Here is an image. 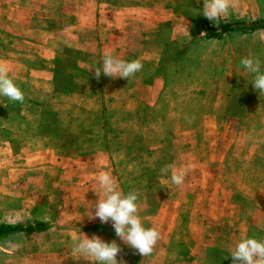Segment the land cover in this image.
Here are the masks:
<instances>
[{
	"label": "rangeland",
	"instance_id": "1",
	"mask_svg": "<svg viewBox=\"0 0 264 264\" xmlns=\"http://www.w3.org/2000/svg\"><path fill=\"white\" fill-rule=\"evenodd\" d=\"M81 1L98 2L110 17L115 5L141 4L140 11L115 14L139 17L148 72L158 71L164 92L154 106H123L121 96L109 106L104 99L96 104L91 93H84L81 106L61 108L54 82L48 87V77L36 75L34 85L41 89L22 91L23 103L0 96V225H49L44 232L0 238V264H93L72 257V241L83 234L115 240L121 247L118 260L149 264L148 259L161 255L157 250L163 242L172 243L170 232L179 212L184 219L175 234L177 258L189 261L188 244L203 238L215 250L210 256L218 257L223 254V212L237 210L245 222H256L264 210V94L255 90L253 75L240 64L252 56L264 70V32L209 38L206 29L216 25L201 12L204 0H194V7L193 0ZM19 3L26 5L27 0ZM261 20L264 0H234L218 26ZM76 68L60 58L55 64L57 71ZM22 74L16 75L22 76L21 86ZM77 114L86 121L63 122L66 115ZM13 115L20 116L19 141L12 140ZM170 164L184 170L183 186L173 185L170 173L161 172ZM103 171L114 177L123 194L137 193L143 225L160 233L150 255L125 245L111 221L88 218L99 199L97 176ZM235 196L243 202L236 204Z\"/></svg>",
	"mask_w": 264,
	"mask_h": 264
},
{
	"label": "crops",
	"instance_id": "2",
	"mask_svg": "<svg viewBox=\"0 0 264 264\" xmlns=\"http://www.w3.org/2000/svg\"><path fill=\"white\" fill-rule=\"evenodd\" d=\"M7 1L11 4H7ZM17 1L0 0V62L9 67V75L14 79L17 78L16 84L22 91L41 89L37 88L36 84L34 85V77L46 75L48 77L45 80L46 85L50 87L55 84L56 90L59 89L61 108L71 105H74L73 108L81 106L84 101L82 103L79 99L84 93H91L95 97L96 104H100L103 99L107 100L108 103L105 105L108 106L112 104L110 103L112 99L119 96L123 98V102L120 103L123 106L129 104L147 107L157 104L164 92V84L160 78H157L159 77L158 71L148 72L149 64L142 54L137 27L139 17L115 14L116 11L123 10L140 11V3L136 5L133 3L130 6L115 5L113 6L114 16L110 17L106 15L107 7L102 6L101 9L98 2L89 3L80 0L62 3L60 0H27L26 5H21L17 4ZM194 6L195 1L193 0ZM57 13H59L58 17ZM230 17L233 18L234 15ZM260 32H264V29L250 33L258 35ZM228 34L233 33L223 36ZM36 45H38V52ZM106 52H111L125 61L139 60L143 68L129 80L113 79L103 74L96 79L94 68H102V57ZM59 58L75 65L76 70L57 71L55 64ZM6 60H10L8 65L12 67L7 65ZM78 69H82L81 72ZM84 69L85 72H83ZM20 72L24 76L22 86L18 84L22 76L21 78L16 77ZM153 75L155 78L149 79L148 76ZM247 105V103L242 104V106ZM259 105L261 104H256V107ZM13 116L15 121H13L11 132L12 140L19 141L20 116ZM63 119L65 123L86 121L84 118L79 119L78 114L66 115ZM95 120L99 121L100 118L96 117ZM261 182L258 183L261 184ZM260 197L257 198V202H260ZM232 199L236 204L243 202L239 196ZM237 212V210L223 212V254L211 257L210 254L215 255L213 253L215 250L209 249L203 238L195 245L188 244L189 261L177 258L178 254L176 256L174 252L177 250L175 244L178 242L175 234L179 235L184 219L179 212L175 217L177 222L175 221L172 232H170L172 243L168 245V242H163L157 250L161 255L159 254L156 260L152 257L148 259L149 264H233L229 248L243 236L264 241V210L260 211V217L257 216V218L261 219L256 222H245L244 214L239 215ZM170 228H167V231ZM193 229L196 231L195 227ZM191 232H193L192 228L189 229V234Z\"/></svg>",
	"mask_w": 264,
	"mask_h": 264
},
{
	"label": "clouds",
	"instance_id": "3",
	"mask_svg": "<svg viewBox=\"0 0 264 264\" xmlns=\"http://www.w3.org/2000/svg\"><path fill=\"white\" fill-rule=\"evenodd\" d=\"M234 7V0H204L202 14L216 26L225 19L229 10ZM200 12V13H201ZM203 35V34H202ZM240 64L253 75L251 81L255 90L260 95L264 94V70L261 68L259 58L248 56L241 59ZM143 68L139 60L125 61L111 52H106L102 57V68L95 69V77L99 79L101 74L106 77L124 78L129 80ZM0 96L7 97L11 101L23 103L24 93L9 75L8 67L0 62ZM164 174L170 173V181L173 185L181 187L185 182V172L177 169L175 165H166L161 169ZM97 184L100 189L99 199L92 204L94 212L88 217L90 220L99 219L102 224L112 223L115 235L127 246L134 249L140 255H150L158 240L160 233L155 227H145L138 215V195L135 192L123 194L114 177L107 171L100 172L97 176ZM91 208V209H92ZM73 258L91 261L93 264H127L123 259L118 260L121 247L115 240L111 243L103 241L98 235L91 238L83 234L72 241ZM233 264H264V241L256 238H242L234 246L229 248Z\"/></svg>",
	"mask_w": 264,
	"mask_h": 264
},
{
	"label": "trees",
	"instance_id": "4",
	"mask_svg": "<svg viewBox=\"0 0 264 264\" xmlns=\"http://www.w3.org/2000/svg\"><path fill=\"white\" fill-rule=\"evenodd\" d=\"M259 29H264V20L258 22H232V23H224L220 26H211L206 29V34L209 38H219L224 34L232 33V32H251ZM49 229V225L47 223H37L35 225L29 224L27 226L24 225H0V238H5L7 236L17 234V233H25L27 235H32L34 233L44 232Z\"/></svg>",
	"mask_w": 264,
	"mask_h": 264
}]
</instances>
